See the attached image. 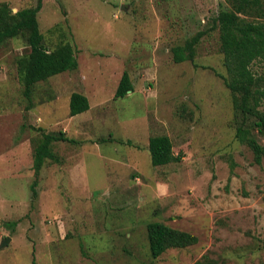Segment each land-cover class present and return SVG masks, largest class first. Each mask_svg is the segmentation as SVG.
<instances>
[{
	"label": "rangeland",
	"instance_id": "1",
	"mask_svg": "<svg viewBox=\"0 0 264 264\" xmlns=\"http://www.w3.org/2000/svg\"><path fill=\"white\" fill-rule=\"evenodd\" d=\"M13 11L37 0H0ZM225 0H42L46 44L69 42L78 67L23 94V39L0 46V264H264V157L236 130L213 18ZM199 34L193 60L172 47ZM264 74V61L251 65ZM124 71L133 90L115 98ZM89 109L69 115L72 92ZM264 113V100L259 108ZM40 129V130H39ZM41 129L51 145L33 186ZM168 135L177 162L153 166L149 137ZM128 142V143H127ZM198 241L150 256L147 224ZM10 237L1 247L2 241Z\"/></svg>",
	"mask_w": 264,
	"mask_h": 264
},
{
	"label": "trees",
	"instance_id": "2",
	"mask_svg": "<svg viewBox=\"0 0 264 264\" xmlns=\"http://www.w3.org/2000/svg\"><path fill=\"white\" fill-rule=\"evenodd\" d=\"M213 18L218 31L219 50L227 72L224 77L231 95L236 130L256 129L264 135V113L260 106L264 100V74H256L251 65L255 60L264 61V0H225ZM42 0L33 7L13 11L7 2H0V46L8 40L21 38L29 50L17 57L16 66L23 94L30 100L35 85L49 77L77 69L78 62L73 46L60 42L49 47L39 29L37 19ZM199 34L187 39L183 45L172 47L173 61L193 60ZM133 90L129 73L124 71L114 97H123ZM89 109V100L80 92H72L69 98V115L74 116ZM40 130V129H39ZM33 152V170L37 183L39 172L46 160L58 161L51 145L57 141L74 142L64 131L46 132L41 129ZM128 143V142H127ZM257 163L264 157V145L251 134L246 139ZM148 151L153 166L177 162L181 154H174L168 135L149 137ZM150 256L157 258L168 248H184L198 241L194 234L173 228L161 221L147 224ZM194 264H202L196 262Z\"/></svg>",
	"mask_w": 264,
	"mask_h": 264
},
{
	"label": "water",
	"instance_id": "3",
	"mask_svg": "<svg viewBox=\"0 0 264 264\" xmlns=\"http://www.w3.org/2000/svg\"><path fill=\"white\" fill-rule=\"evenodd\" d=\"M9 240H10V237H6V238L2 241V243H1V247L5 246V245L9 242Z\"/></svg>",
	"mask_w": 264,
	"mask_h": 264
}]
</instances>
